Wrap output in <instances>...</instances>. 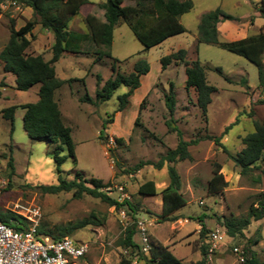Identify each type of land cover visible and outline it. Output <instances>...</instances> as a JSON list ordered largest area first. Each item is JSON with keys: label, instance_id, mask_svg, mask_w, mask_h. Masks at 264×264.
Returning <instances> with one entry per match:
<instances>
[{"label": "rangeland", "instance_id": "obj_1", "mask_svg": "<svg viewBox=\"0 0 264 264\" xmlns=\"http://www.w3.org/2000/svg\"><path fill=\"white\" fill-rule=\"evenodd\" d=\"M192 1L193 9L180 18L187 31L148 50L125 22L119 23L111 47L113 57L119 59L115 72L113 59H98L92 41L85 43L79 54H65L55 63L59 78L72 79L55 93L64 122L72 128L77 160L67 157L61 167L63 178L73 179L79 172L86 179L110 182L105 190L113 198L118 196L116 186L125 185L130 201L139 209L138 215L153 220L152 241L167 246L182 264H196L203 259L201 248L206 234H202V225L215 229L222 226L223 218L246 217L264 193V175L260 182L256 178L261 169L243 176L229 157V153L236 155L244 148L243 138L254 130V121L264 119V90L259 84L258 68L219 45H197L202 15L217 7L239 18L219 23L220 40H239L263 32L264 0ZM90 8L91 5H86L85 11ZM12 20L19 29L29 20L38 21V17L32 8L14 0L2 3L0 51L9 40ZM69 28L88 32L83 15L73 16ZM28 37L31 38L28 53L42 54L46 60L51 58L53 35L39 22L32 37ZM180 48L188 51L187 60L200 59L208 82L217 88L206 117L197 105L195 89L186 88L185 64L173 62L162 69L161 58ZM140 59L150 63V71L142 77L141 85L133 91L123 110H118L119 96L129 90L126 85L119 86L109 100H96L97 89H102L108 78L116 72L129 74ZM170 83L174 84L176 94L173 114L165 97L170 92ZM38 90L39 84L28 90L17 89L14 74L5 72L0 60V178L5 180L0 192V211L29 215L28 209L36 207L40 210L39 226L49 230L85 218L93 220L70 235L76 242L90 245L89 252L77 264H120L125 251L119 242L125 228L116 207L88 194L75 198L73 191L50 194L37 188L57 184L59 180L54 159L56 145L30 138L23 126L25 109L21 105L36 102ZM12 105L18 106L13 124L2 114L4 108ZM168 123L177 127L185 140L198 141L189 146L191 159L170 163L181 176V192L187 204L169 218H163L162 198L143 196L138 189L149 180L164 189L170 181V164L161 169L153 165H143L138 171L132 168L141 162H156L169 149L176 148L180 138ZM209 135L219 137L220 142L209 139ZM117 137L122 138L120 143L116 142ZM60 154L68 155V150L63 147ZM218 165L227 185L217 193H210L209 181ZM135 238L139 241L138 235ZM233 246L246 251L249 258L254 254L264 264V218L252 220L242 235L233 238L227 235L225 244L212 256L208 255V264H244ZM133 264H144V260H134Z\"/></svg>", "mask_w": 264, "mask_h": 264}, {"label": "trees", "instance_id": "obj_2", "mask_svg": "<svg viewBox=\"0 0 264 264\" xmlns=\"http://www.w3.org/2000/svg\"><path fill=\"white\" fill-rule=\"evenodd\" d=\"M6 0H0V7ZM33 10L38 21L29 20L19 29L15 28V21L12 20V27L8 42L0 51V60L3 63V70L15 76L16 88L28 90L32 86L39 84L38 100L36 102L21 105L25 109L23 116V126L27 135L32 139L44 140L47 143L56 145L54 159L56 170L59 173L57 184L37 186L43 193L58 194L61 192L73 191L75 198H81L84 194L100 198L116 209L126 208L128 215L136 219L139 209L130 200L120 203L116 198L111 197L105 188L110 186V182L105 183L102 179H86L77 172L73 179H65L62 176V164L68 156L75 158V145L72 137V128L65 124L63 113L55 93L72 79H61L57 76L55 63L64 56L65 52L80 53L85 43L94 42L97 47L98 59L110 57L113 59L112 69L116 71V62L119 59L112 55V42L115 27L125 22L134 32L137 39L143 44L146 50L160 45L168 38L182 34L187 31V27L181 22V16L190 12L194 3L192 0H130L134 4H127V0H103L95 3L91 0H14ZM86 5L91 8L85 11ZM75 15H83L88 32H78L69 28V22ZM225 20H239L238 17L226 12L220 7L206 12L202 15L198 25L197 45L209 43L245 57L254 63L258 68L259 84L264 90V31L246 38L222 41L220 40L218 25ZM39 22L45 30L53 35L52 56L46 60L42 54H30L28 48L31 45L32 30ZM188 51L180 48L161 58L162 69L165 70L171 63L178 62L186 66V88H194L197 92V105L206 117L208 106L212 101V94L217 91L216 86L207 80L205 67L200 59L187 60ZM150 71V63L146 59H140L133 65V70L129 74L116 72L115 75L107 79L102 89H97L96 100H109L116 89L121 85H126L129 90L120 95V105L118 110L124 109L128 98L133 91L141 85V77ZM247 81L244 80V83ZM98 80V84H99ZM166 105L171 114L176 108V94L174 84L170 83V92L165 96ZM17 105H12L3 109V117L13 124ZM110 119L109 121H111ZM108 120L106 122H109ZM172 130L178 132L179 143L174 149H169L166 154L161 155L158 161L141 162L132 168L138 171L143 165H153L161 169L166 163L191 159L189 146L197 140L187 141L183 138L182 132L171 123H168ZM232 125V124H231ZM227 126L226 131L231 127ZM107 137H105L106 139ZM216 142H220L219 137L208 136ZM116 142L120 143L122 138L117 137ZM244 148L236 155L229 153V157L234 166L239 169L243 176L251 175L256 169H261V174L257 175V182L264 175V119L254 121V130L243 138ZM65 147L68 155H61L60 150ZM76 162V158L74 159ZM12 165V163H11ZM130 172V171H129ZM169 184L164 189L156 187V182L149 180L140 185L138 193L143 196L161 197L163 201L162 217L169 218L176 210L187 204V200L181 192V176L176 167L168 165ZM227 185L224 175L221 173L220 165L214 170V175L209 181V192L217 193ZM264 218V193H261L257 206H252L246 217L223 218L219 226L226 234L233 238L242 235L243 230L252 220ZM0 219L6 224L20 228L17 223L25 225L24 217L18 213L8 210L0 211ZM94 222L90 219L78 220L75 223L60 225L55 230H49L43 225L39 226V231L50 234L55 238H63L73 234L76 230ZM213 229H206L202 225V234L205 237ZM138 229L136 224H132L125 229L124 236L119 244L126 252L120 264H133L134 260H144V264H182L167 246L157 244L152 241L149 252H144L139 241L136 240ZM233 246L232 248H234ZM203 259L196 264H208V244L205 239L202 244ZM244 257L246 256V251ZM248 252V251H247ZM247 257V256H246ZM244 264H261L260 260L252 254L247 257Z\"/></svg>", "mask_w": 264, "mask_h": 264}, {"label": "built area", "instance_id": "obj_3", "mask_svg": "<svg viewBox=\"0 0 264 264\" xmlns=\"http://www.w3.org/2000/svg\"><path fill=\"white\" fill-rule=\"evenodd\" d=\"M4 186L5 180L0 178V192ZM116 191L118 202L130 200L125 185H117ZM28 212L29 215H21L26 220L25 225L17 223L20 228H14L0 219V264H77L78 260L89 252L88 243H78L69 236L55 238L40 232V210L34 207L29 208ZM119 214L125 229L136 224L141 248L144 252H149L152 247L150 227L153 220L147 217L133 219L128 215L126 208L119 209ZM226 236V232L220 227L208 234L205 241L208 244L209 256L225 244ZM233 251L239 255L242 262L245 261L244 252L238 246H235Z\"/></svg>", "mask_w": 264, "mask_h": 264}, {"label": "crops", "instance_id": "obj_4", "mask_svg": "<svg viewBox=\"0 0 264 264\" xmlns=\"http://www.w3.org/2000/svg\"><path fill=\"white\" fill-rule=\"evenodd\" d=\"M69 53H71V52H65L64 55H65V54H69ZM75 54H79V53H75ZM143 76H144V75H143ZM143 76H142V77H143ZM142 77H141V79H142Z\"/></svg>", "mask_w": 264, "mask_h": 264}]
</instances>
